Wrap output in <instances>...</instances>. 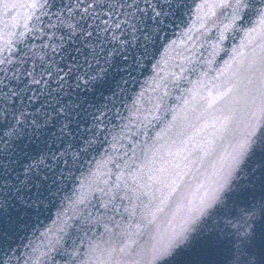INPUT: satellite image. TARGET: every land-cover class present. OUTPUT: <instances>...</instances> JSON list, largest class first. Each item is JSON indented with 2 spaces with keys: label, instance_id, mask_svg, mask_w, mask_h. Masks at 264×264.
Returning a JSON list of instances; mask_svg holds the SVG:
<instances>
[{
  "label": "water",
  "instance_id": "95a60500",
  "mask_svg": "<svg viewBox=\"0 0 264 264\" xmlns=\"http://www.w3.org/2000/svg\"><path fill=\"white\" fill-rule=\"evenodd\" d=\"M252 2L260 7L264 0ZM233 11L234 6L201 109L170 234L201 199L214 193L215 199L162 264H264V24L248 10L233 21ZM253 125L257 126L253 142L229 175L238 145Z\"/></svg>",
  "mask_w": 264,
  "mask_h": 264
},
{
  "label": "snow or ice",
  "instance_id": "6c2138e0",
  "mask_svg": "<svg viewBox=\"0 0 264 264\" xmlns=\"http://www.w3.org/2000/svg\"><path fill=\"white\" fill-rule=\"evenodd\" d=\"M222 3L224 7L234 6L232 16L233 21L239 19L240 14L245 10H248L252 13V15H256L258 17L260 24H264V3H260V7H256V3L254 4L252 0H222ZM252 30L254 31L255 29ZM220 39H224L223 33H221ZM256 128L257 126L253 125L248 136L238 145L236 155L229 164V175L231 168L234 167V165L238 162L239 157L248 150V147L253 142V137L256 135ZM226 181L227 175L224 177V181L220 184V188H223ZM218 191L219 189H217V192ZM215 195L216 194L214 193L212 196L206 199H201L198 206L190 209L189 216L185 218L178 230H174L166 240L160 242L158 245H153L151 250V259L148 261V264H156L157 261L163 260L164 257L169 255L171 249L177 243L183 242L185 233L190 230L189 225L194 223L199 218V216L202 215L208 207H210L212 200L215 199ZM137 255H139V253H137ZM0 264H3V262L0 261Z\"/></svg>",
  "mask_w": 264,
  "mask_h": 264
}]
</instances>
